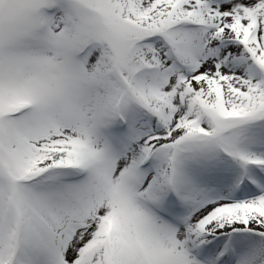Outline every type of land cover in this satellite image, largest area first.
<instances>
[{"label": "snow or ice", "instance_id": "1", "mask_svg": "<svg viewBox=\"0 0 264 264\" xmlns=\"http://www.w3.org/2000/svg\"><path fill=\"white\" fill-rule=\"evenodd\" d=\"M0 264H264V0H0Z\"/></svg>", "mask_w": 264, "mask_h": 264}]
</instances>
